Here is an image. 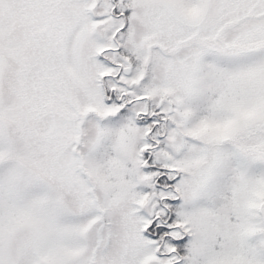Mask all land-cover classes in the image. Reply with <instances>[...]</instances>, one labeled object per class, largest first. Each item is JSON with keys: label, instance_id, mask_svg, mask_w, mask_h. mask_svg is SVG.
<instances>
[{"label": "snow or ice", "instance_id": "1", "mask_svg": "<svg viewBox=\"0 0 264 264\" xmlns=\"http://www.w3.org/2000/svg\"><path fill=\"white\" fill-rule=\"evenodd\" d=\"M0 264H264V0H0Z\"/></svg>", "mask_w": 264, "mask_h": 264}]
</instances>
